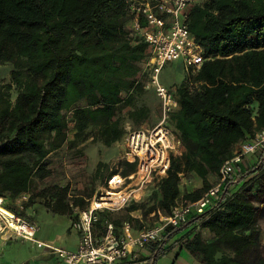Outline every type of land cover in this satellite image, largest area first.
I'll use <instances>...</instances> for the list:
<instances>
[{"label": "trees", "instance_id": "16d2710c", "mask_svg": "<svg viewBox=\"0 0 264 264\" xmlns=\"http://www.w3.org/2000/svg\"><path fill=\"white\" fill-rule=\"evenodd\" d=\"M199 1L188 29L205 61L175 89L178 109L171 121L182 150L170 156L166 175L151 190L157 202L149 212L156 221L180 198L182 179L201 180L200 189L181 196L197 201L236 146L264 129V0ZM126 8V0H0V66H12L9 82L0 84V198L25 196L35 179L50 175L49 155L68 138L65 113L77 137L104 147L123 138L125 118L136 126L148 120L149 109L133 96L145 81L147 45L128 37ZM258 156L250 169L237 168L213 206L189 218L213 235L210 242L196 234L183 243L202 264H264L258 226L264 218V150ZM135 169L136 163L122 161L120 173L111 171L104 185ZM107 170L97 163L95 178ZM67 195L68 187L51 186L32 193L28 203L40 199L46 212L63 216L88 207L79 197L69 204ZM137 210L129 205L100 214L121 227L138 222L130 215ZM187 224L168 229L166 240ZM165 242L158 241L156 251H164Z\"/></svg>", "mask_w": 264, "mask_h": 264}, {"label": "built area", "instance_id": "2783aa9c", "mask_svg": "<svg viewBox=\"0 0 264 264\" xmlns=\"http://www.w3.org/2000/svg\"><path fill=\"white\" fill-rule=\"evenodd\" d=\"M196 1L126 0L127 8L122 22L132 43L142 42L147 45L141 63V74L145 77L143 88L152 91L158 100L160 118L150 130L127 131L125 156L128 163H136L135 171L127 176H110L106 181V189L94 195L85 210L72 209L78 217L73 228L80 232L77 249L65 251L36 240V226L18 218L23 229L12 232L14 235L39 248L50 250L65 264H118L135 248L166 241L168 229L186 224L191 216L200 215L213 206L237 168H248L247 164L251 163L250 155L264 150L262 129L236 146L232 157L221 165L217 182L197 201H177L168 215L158 213L153 226L142 227L134 235L131 234L130 226L125 225L123 235L117 236L113 225L108 223L103 236L95 238L92 230L95 213L103 210L118 212L131 202H136L140 198L139 193L166 175L170 156L176 146H181L173 132L171 121L178 109L175 89L162 85L159 75L167 63L177 60L181 61L186 75H193L205 61L203 47L188 29L189 12ZM161 252L156 251L155 254Z\"/></svg>", "mask_w": 264, "mask_h": 264}, {"label": "rangeland", "instance_id": "374dc122", "mask_svg": "<svg viewBox=\"0 0 264 264\" xmlns=\"http://www.w3.org/2000/svg\"><path fill=\"white\" fill-rule=\"evenodd\" d=\"M196 2L198 3L200 1L198 0ZM10 69H12V66L8 64L0 66V84L9 82ZM183 76L181 61L177 60L167 63L162 68L159 79L164 86L172 88L174 86L173 84H178ZM133 96L139 105H144L149 109L150 114L146 122L136 126L125 118V134L123 138L110 147H104L100 143L93 142L89 137H77L72 128V123L70 122V113H65L68 122V138L62 148L52 153L48 158L47 169H49L50 175L43 181L35 179L31 184L29 193L25 196H21L15 200H11L8 197L0 198V205L2 207H11L16 214H13L5 207L3 208L9 211L15 218L32 224H34L33 221L35 219L36 227L39 229L35 237L36 239L52 244L58 249L71 250L75 247L80 232L70 226L71 224L68 219H72L73 223L76 222V214L72 212V215H66L67 217L50 214L45 211L42 200L36 199L32 203H28V197L32 193L38 192L43 188L51 186L68 187L67 202L69 204L73 202V198L75 197H79L85 203L89 204L94 195L106 189L103 178L108 176L113 170L120 173V163L126 161L125 145L127 131L129 129L150 130L158 123L160 118L159 102L151 91L137 86L133 91ZM181 150V146H176L173 155H179ZM259 152L261 151L256 152L254 155H250L251 163L247 164L248 169H250V165L257 161L256 159L259 157ZM99 162L107 165L108 170L104 172L101 177L95 178L94 172ZM211 183L215 184L216 180L212 179ZM193 184L194 182L191 178L183 179L180 183L181 193L188 191L189 187L193 186ZM155 186L156 182H153L148 189L144 191L142 198L134 202V204H130V206L137 205L139 207V210L130 214L133 219L138 220V222H132L134 228L140 229L155 224L156 220L153 218V213L149 212L157 202V200L151 199V190L154 189ZM103 218L104 216L99 215H95L93 218L92 230L96 239H100L103 236V228L106 223L102 220ZM258 226L261 229L260 241L264 246V218L259 219ZM181 232L177 234L180 236ZM3 233L6 234L7 232L4 231ZM13 237L19 238L20 241H25L16 235H13ZM19 240H12L4 249H0V264H9L10 262L19 264V261H23V263L25 262L27 264L37 263L33 261L37 259L31 257L42 251L44 247L37 248L29 241L21 243ZM38 264L65 263L58 258V256L54 255L49 261H41Z\"/></svg>", "mask_w": 264, "mask_h": 264}, {"label": "crops", "instance_id": "0c3cea01", "mask_svg": "<svg viewBox=\"0 0 264 264\" xmlns=\"http://www.w3.org/2000/svg\"><path fill=\"white\" fill-rule=\"evenodd\" d=\"M182 69H183V74H184V76L182 77V80L178 84H173L174 86L171 89H176L183 82L186 74H185V70H184L183 66H182ZM160 83H161V81H160ZM190 177H191V180L194 182V184H193V186L189 187L188 191L181 193V196L183 194L198 190L202 187V183H201V180L199 178H197L194 175H192ZM181 181H183V179ZM143 195H144V192L138 194V196L140 198H142ZM181 196L177 201H182ZM133 202H135V201H133ZM130 204H132V203H130ZM103 212H104V210L96 212L95 215L101 216L100 213H103ZM76 216H77V214H76ZM65 217H67V216H65ZM77 219H78V217H77ZM68 220L71 224L70 226L73 227V222L70 219H68ZM33 222H34V225L37 226L35 223V219ZM187 223L188 224L184 228H182V230H181L182 232L180 231L181 232L180 236L178 234H175L174 236H172L166 240L165 244H163L164 251H162L161 253L155 254V252H156V249H155L156 246L155 245L157 244V242L152 243L150 245H147V246H144L141 248L133 249L129 253V255L127 256V258L119 261L118 264H202L198 257L191 255L185 249L183 243L187 238H191L196 234L200 235V237L202 238L203 241L210 242L213 239V235L207 229H205L201 225H199L198 222H192V221L188 220ZM107 224L108 223H105V225H104V228H103L104 231H105V227ZM125 225H129V224L124 223L121 227H114V233H116V231H117V232H119L118 235H123V233H124L123 228ZM129 226L131 229V234L134 235L137 232V230L134 229L133 225H129ZM36 228H37V232L35 234V237L39 231L38 227H36ZM92 228H93V224H92ZM4 231L9 233L10 235L7 233L4 234L3 233ZM13 235L14 234L12 233V231H9V229L6 227L4 219H2L0 217V249H2V248L4 249L8 244L11 243L12 240H16V241L19 240V238L13 237ZM36 240H38V241H40L46 245L53 246L52 244L43 242L40 239H36ZM79 240H80V236L77 239L75 247L71 250H65V251H71V252L75 251L77 249ZM20 242L24 243V242H28V241H20ZM31 244L36 246L33 243H31ZM37 248H39V247H37ZM62 250H64V249H62ZM53 256H54V254H52L50 250L44 248L42 251L36 253L31 258L34 257V259H37V260H33V261L37 262L36 264H38L41 261H49L50 258H52ZM9 264H13V262L12 263L10 262ZM19 264H27V263H25V262L23 263V261L22 262L19 261Z\"/></svg>", "mask_w": 264, "mask_h": 264}, {"label": "bare ground", "instance_id": "6f19581e", "mask_svg": "<svg viewBox=\"0 0 264 264\" xmlns=\"http://www.w3.org/2000/svg\"><path fill=\"white\" fill-rule=\"evenodd\" d=\"M0 217L4 219L6 227L9 229V231L15 232L23 229V227L20 225V220L15 218L9 211H7L1 205H0Z\"/></svg>", "mask_w": 264, "mask_h": 264}]
</instances>
